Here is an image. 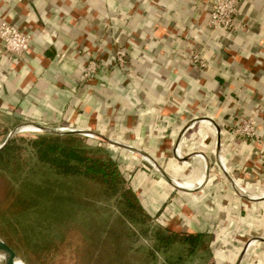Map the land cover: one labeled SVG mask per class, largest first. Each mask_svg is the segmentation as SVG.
<instances>
[{
	"label": "crops",
	"instance_id": "obj_1",
	"mask_svg": "<svg viewBox=\"0 0 264 264\" xmlns=\"http://www.w3.org/2000/svg\"><path fill=\"white\" fill-rule=\"evenodd\" d=\"M208 9V0H0V20L32 37L21 55L0 42V112L18 120L10 129L32 121L109 138L145 209L165 203L166 228L205 232L225 260L220 244L231 259L243 240L264 235L260 143L236 132L253 116L264 140V0H239L229 30L208 27ZM193 52L204 67L190 62ZM92 58L96 74L85 78ZM218 158L258 199L233 191ZM245 256L260 264L264 241Z\"/></svg>",
	"mask_w": 264,
	"mask_h": 264
},
{
	"label": "rangeland",
	"instance_id": "obj_2",
	"mask_svg": "<svg viewBox=\"0 0 264 264\" xmlns=\"http://www.w3.org/2000/svg\"><path fill=\"white\" fill-rule=\"evenodd\" d=\"M17 122L0 112V144ZM44 133L33 125H24L15 135L32 138ZM75 137L81 144L110 148L111 142L95 136ZM123 175L130 186L128 175ZM161 218L160 214L148 217L141 225L129 221L121 213L119 200L104 186L82 176L57 173L40 164L29 151L11 157L7 164L0 162V238L26 264H235L247 239L231 259L228 248L220 244L217 249L224 250L226 259L215 260L211 252L214 246L207 235L203 246L189 254L187 246L178 242L159 246L152 230L165 226ZM145 228L146 234L141 232ZM245 257L241 264H248ZM260 262L264 264V258Z\"/></svg>",
	"mask_w": 264,
	"mask_h": 264
},
{
	"label": "trees",
	"instance_id": "obj_3",
	"mask_svg": "<svg viewBox=\"0 0 264 264\" xmlns=\"http://www.w3.org/2000/svg\"><path fill=\"white\" fill-rule=\"evenodd\" d=\"M75 135L78 134L44 133L32 138L15 135L0 150V162L3 160L7 164L11 157L29 151L35 155L40 164L47 165L57 173L65 176H82L104 186L110 196L119 200L121 213L129 221H136L141 225L148 217H157L161 213L165 203L153 213L145 209L137 192L126 185L127 181L118 163L108 150L99 148L94 143V145L81 144L80 139ZM95 153H100L102 156H94ZM129 229L133 234L135 233L134 230ZM141 232L146 234L147 229H141ZM152 232L158 239L159 246L166 247L178 242L187 246L189 254H193L197 248L203 246L207 235L200 231L179 232L165 226H156Z\"/></svg>",
	"mask_w": 264,
	"mask_h": 264
},
{
	"label": "built area",
	"instance_id": "obj_4",
	"mask_svg": "<svg viewBox=\"0 0 264 264\" xmlns=\"http://www.w3.org/2000/svg\"><path fill=\"white\" fill-rule=\"evenodd\" d=\"M239 0H208V15L206 25L212 28H221L229 30L234 23V18L238 13ZM32 37L30 33L23 32L12 23L2 19L0 20V42L5 50L11 54L21 55L29 49ZM116 60L119 64H124L125 54L121 49L116 50ZM190 62L201 67L206 65V62L197 53H191ZM97 62L95 59H88L83 76L91 78L96 74ZM257 121L253 116L243 118L236 132L242 136L250 138L260 143V160L264 174V140L260 138L257 130Z\"/></svg>",
	"mask_w": 264,
	"mask_h": 264
},
{
	"label": "water",
	"instance_id": "obj_5",
	"mask_svg": "<svg viewBox=\"0 0 264 264\" xmlns=\"http://www.w3.org/2000/svg\"><path fill=\"white\" fill-rule=\"evenodd\" d=\"M224 55L226 54L225 52H222ZM25 124H30L33 125L41 130H44L45 133H54V134H67V133H72V134H83V135H89V136H95L99 138L100 140L106 141V142H112L109 138L102 136L94 131L91 130H76L75 128H65V127H52L44 124H39L35 122H30V121H24L21 122L15 126H13L7 133L5 139L3 142L0 144V150L8 143V141L17 133L20 131V129L25 125ZM131 151L134 153H138L140 156H142L145 160L149 161L153 167H155L157 170L160 171V173L163 175V177L167 180L169 184H171L175 189L181 190V191H190L186 186H181L174 180H172L165 172H163L160 168V166L152 160L149 156L146 154L139 152L138 150H135L131 148ZM191 154H188L184 159H187ZM204 155V154H203ZM205 156V155H204ZM206 159V156L204 157ZM218 164L220 170L223 172V174L226 176L228 183L232 187L233 191L240 197L245 198L247 200H254L258 199V197L251 196L247 192L244 191V189L238 185V183L235 181V179L231 176L225 165L221 162V160L218 158ZM208 173H209V168L207 161H205V180L208 178ZM256 241H264V237L262 236H254L247 238L245 242L243 243L238 257L235 260V264H241L242 258L245 255L248 247ZM0 254L3 255V262L5 264H14L16 259H20L16 253V251L8 244L6 243L3 239L0 238ZM24 264H26L22 259H20Z\"/></svg>",
	"mask_w": 264,
	"mask_h": 264
},
{
	"label": "bare ground",
	"instance_id": "obj_6",
	"mask_svg": "<svg viewBox=\"0 0 264 264\" xmlns=\"http://www.w3.org/2000/svg\"><path fill=\"white\" fill-rule=\"evenodd\" d=\"M25 128H29L30 129V126L28 127V126H26ZM36 129V128H35ZM38 130V129H37ZM0 264H5L4 262H3V255L2 254H0ZM14 264H24L20 259H16V261H15V263Z\"/></svg>",
	"mask_w": 264,
	"mask_h": 264
}]
</instances>
